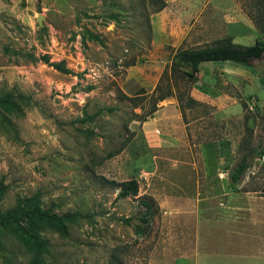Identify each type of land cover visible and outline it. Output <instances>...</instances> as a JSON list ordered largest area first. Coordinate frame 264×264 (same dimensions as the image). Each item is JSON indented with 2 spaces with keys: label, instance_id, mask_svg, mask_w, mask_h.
I'll return each instance as SVG.
<instances>
[{
  "label": "rangeland",
  "instance_id": "rangeland-1",
  "mask_svg": "<svg viewBox=\"0 0 264 264\" xmlns=\"http://www.w3.org/2000/svg\"><path fill=\"white\" fill-rule=\"evenodd\" d=\"M263 4L0 0V224L17 222L0 227V264H176L225 251L227 215L242 218L231 244L264 243V58L171 74L179 50L264 38L250 17ZM159 85L172 94L143 120ZM37 205L85 217L67 233L35 222L26 243L15 230Z\"/></svg>",
  "mask_w": 264,
  "mask_h": 264
},
{
  "label": "trees",
  "instance_id": "trees-1",
  "mask_svg": "<svg viewBox=\"0 0 264 264\" xmlns=\"http://www.w3.org/2000/svg\"><path fill=\"white\" fill-rule=\"evenodd\" d=\"M161 5L157 8V10L162 9L168 0H160ZM264 5V4H263ZM251 19L253 20L257 30L261 33H264V9L258 13H251ZM264 58V38H257L255 43L250 45H245L241 43H236L233 41L231 37H227L219 40L213 45H206L197 48L190 49H182L177 51L172 59L171 65V74L175 77V79H180L184 76L193 77L195 73L199 72V66L202 63L214 62V61H236L239 63L251 65L252 62L256 59ZM43 59L46 62H49L47 56H43ZM54 67L57 69L68 72V70L62 66L60 63H52ZM191 66L192 72H187L182 70L183 66ZM154 104L153 107L147 112L144 116L143 120H146L148 116L152 115L154 111L157 109V102L163 100L165 97L172 94L171 86L167 85L166 88H162L159 85L154 91ZM179 99L183 100V94H178ZM130 99L137 100L139 96L131 97ZM94 115L87 116L88 120H93L95 118ZM264 116V113H263ZM253 153L252 148L248 152ZM249 154H245L241 161L238 163L236 168L231 174V180L233 183H237L246 169L249 167ZM120 187V195L128 196V195H136L138 193V182L135 179L125 180L118 183ZM264 189V187H263ZM144 204L149 207L148 202H144ZM31 208L23 207L21 212V218L25 219V226H21V233L16 231V234L20 237L21 240H25L28 243V239L35 237L34 229L37 227H33L32 225L35 222H38L41 226H47L51 228H55L61 233L68 232L67 223L70 221L77 220L79 218L85 217V215L81 212H65L63 214H57L48 209H43L40 206H36L34 210ZM19 209H16L15 212H18ZM11 217V216H9ZM7 220V218H2V224L0 227H5L6 229H11L16 225V220L13 219ZM143 221L147 222L148 218L143 217ZM1 223V222H0ZM14 225V226H13ZM14 229V228H13ZM34 242V241H33ZM35 245V244H33ZM31 264H45L40 253L35 255V259Z\"/></svg>",
  "mask_w": 264,
  "mask_h": 264
},
{
  "label": "crops",
  "instance_id": "crops-1",
  "mask_svg": "<svg viewBox=\"0 0 264 264\" xmlns=\"http://www.w3.org/2000/svg\"><path fill=\"white\" fill-rule=\"evenodd\" d=\"M258 208H254V213L261 214L260 216L264 218V213L260 210V206ZM241 219L238 215L225 216L224 222H226L227 226L222 230V232H228V242L225 251H213L208 253V255H200L194 258L181 257L176 261V264H264V243L260 244V240L263 238L256 239V243L253 241L251 247L243 246L244 248L238 246V244L236 245L234 241H232V244L229 241L230 237H235L233 233H238L237 226H242L240 225ZM230 232L232 233L230 234ZM253 236L258 237L259 235L253 234Z\"/></svg>",
  "mask_w": 264,
  "mask_h": 264
}]
</instances>
